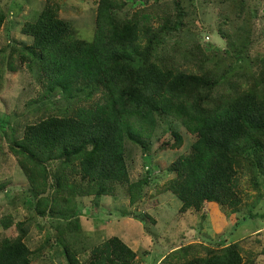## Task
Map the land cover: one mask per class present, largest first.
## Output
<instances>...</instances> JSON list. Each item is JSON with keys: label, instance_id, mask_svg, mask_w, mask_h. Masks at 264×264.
I'll use <instances>...</instances> for the list:
<instances>
[{"label": "trees", "instance_id": "obj_1", "mask_svg": "<svg viewBox=\"0 0 264 264\" xmlns=\"http://www.w3.org/2000/svg\"><path fill=\"white\" fill-rule=\"evenodd\" d=\"M146 1L138 0L147 6L123 17L121 0H99L94 35L86 40L61 18L62 7L49 0L21 29L30 45L0 48V85L7 70L16 72V56L20 67L26 63L31 76L45 85L37 103L53 104L36 106L42 112L39 120L26 124L19 138L15 130L11 136L10 149L28 182L26 198L34 214L27 221L15 222L11 215L0 220L3 232L11 233L0 234V264H33L52 238L61 245L66 264H143L117 236L94 245L85 261L74 244L83 241L81 199L99 205L119 186L126 188L130 206L145 197L150 179L131 181L127 150L132 143L147 152L146 140L161 118H174L195 137L190 153L168 167L172 178L163 189L181 201L182 214L195 212L204 220L220 206L239 212L244 201L239 178L259 190L264 57L250 56L257 43L250 27L257 8L236 32L219 30L227 49L206 53L195 37H181L188 14L184 4L194 0H173L170 8L168 0ZM231 4L236 15L246 12L247 0ZM155 10L163 14L154 16ZM10 15H19L18 0L0 2V34ZM184 142L182 133L173 130L172 139L160 147L179 150ZM39 218L52 220L55 231H47L41 249L32 250L33 228L44 230L36 223ZM160 263L261 264L245 258L238 243L183 246L155 264Z\"/></svg>", "mask_w": 264, "mask_h": 264}, {"label": "rangeland", "instance_id": "obj_2", "mask_svg": "<svg viewBox=\"0 0 264 264\" xmlns=\"http://www.w3.org/2000/svg\"><path fill=\"white\" fill-rule=\"evenodd\" d=\"M8 0H0L5 3ZM62 7V19L73 23L81 39L91 40L94 35V18L99 0H51ZM123 17L132 16L135 11L146 5L138 0H121ZM155 0H147L149 4ZM19 15L9 16L0 34V48L6 45L19 47L21 43L31 44L30 37L22 34L25 22L31 21L41 11L49 0H18ZM171 4V5H170ZM168 8L173 0H168ZM188 14L184 19V29L181 37L185 40L192 36L202 45L206 53L223 52L228 48L227 42L219 33L220 29L234 33L244 26L245 18L257 8L258 17L251 19L252 37L256 44L250 50L251 57H264V0H247L246 9L242 15L233 11L231 0H194L187 2ZM192 6V7H191ZM153 13V11H151ZM154 16L162 15L161 10H155ZM9 52V50H8ZM15 73L8 70L0 85V186H5L0 192V220L11 215L15 222L27 221L33 217L32 200H27L28 182L19 168L17 158L10 149L11 136L19 138L26 124L39 120L41 111L50 106L51 100L38 102L40 94L44 93V84L31 76L26 63L20 67L15 59ZM248 62H250L248 60ZM238 63H234L236 65ZM41 103V104H39ZM50 113V112H47ZM46 114V113H45ZM9 124V129L7 123ZM6 126V127H5ZM5 129H4V128ZM179 131L185 142L181 149L163 150L160 145L172 139V131ZM195 137L190 135L181 123L172 117L161 118L159 125L148 142L147 152L138 145L129 144L127 162L130 179L136 182L144 177L150 179L145 197L139 205L130 206L126 188L119 186L113 196H103L99 205L91 198L81 199L83 211L79 214L83 228L81 239L74 246L82 261L89 257V250L96 244L112 236L123 238L138 256L139 263L154 264L160 262L168 254L187 245L220 248L238 243L244 251L245 258L264 264V178H260L259 190L255 189L247 179L239 178L238 189L243 195L241 210L236 213L228 207H217L203 220L195 212L182 214V203L172 194L164 192L166 183L172 178L168 167L181 155H188ZM161 143V144H160ZM249 213L255 216L250 217ZM246 218V219H245ZM49 219H37L36 223L43 225L39 233L33 228L28 244L32 250L41 249V243L47 238V231H55ZM3 229L0 224V234ZM1 235H11L3 232ZM33 264H66L61 254L62 247L52 238ZM84 250L87 252H84ZM36 253V252H35ZM201 255V254H199ZM152 257V258H151ZM163 264V263H160Z\"/></svg>", "mask_w": 264, "mask_h": 264}, {"label": "crops", "instance_id": "obj_3", "mask_svg": "<svg viewBox=\"0 0 264 264\" xmlns=\"http://www.w3.org/2000/svg\"><path fill=\"white\" fill-rule=\"evenodd\" d=\"M123 239V238H122ZM123 240H125V239H123ZM130 246V245H129Z\"/></svg>", "mask_w": 264, "mask_h": 264}]
</instances>
